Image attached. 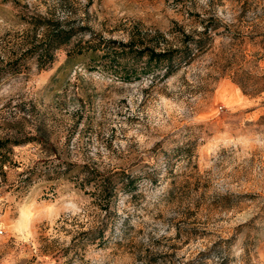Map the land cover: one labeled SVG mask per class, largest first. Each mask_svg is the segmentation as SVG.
<instances>
[{"label":"rangeland","instance_id":"rangeland-1","mask_svg":"<svg viewBox=\"0 0 264 264\" xmlns=\"http://www.w3.org/2000/svg\"><path fill=\"white\" fill-rule=\"evenodd\" d=\"M40 16L88 27L45 69L22 54ZM90 34L194 57L125 81L68 59ZM6 139L0 264H264V0H0ZM85 163L135 177L111 219L74 178Z\"/></svg>","mask_w":264,"mask_h":264},{"label":"trees","instance_id":"trees-1","mask_svg":"<svg viewBox=\"0 0 264 264\" xmlns=\"http://www.w3.org/2000/svg\"><path fill=\"white\" fill-rule=\"evenodd\" d=\"M35 27L37 31L33 40L22 54L29 58H36L40 69L51 66L56 60L57 51L69 46L74 39L83 36L88 29L86 25L75 24L70 20L42 16L38 18ZM194 43L198 49L202 47L201 40ZM158 45V42L148 44L140 36H132L128 41H122L90 34L88 39L80 38L76 41L68 50L67 56L71 59L76 54L96 55L102 64L115 73H119L125 81L138 79L142 74H155L161 68L165 70L164 75H169L180 64L188 63L194 57L189 42H184L180 48L158 49ZM11 141L13 140H0V149L5 148L6 143ZM20 142L15 140L13 143ZM0 161L4 162L1 155ZM74 167L77 168L74 178L80 183L81 188L91 187L93 199L105 208V216L111 219L114 214L113 205L120 193L129 194L133 190L135 177L124 169L99 170L87 163L74 164ZM107 228L108 223L102 221L100 225L85 233L91 236L92 241L98 238L101 240Z\"/></svg>","mask_w":264,"mask_h":264}]
</instances>
